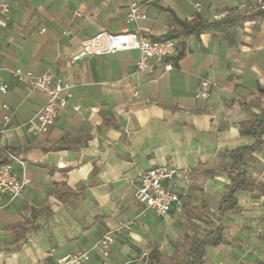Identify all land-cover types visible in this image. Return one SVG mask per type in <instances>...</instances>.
<instances>
[{
	"label": "crops",
	"instance_id": "0c3cea01",
	"mask_svg": "<svg viewBox=\"0 0 264 264\" xmlns=\"http://www.w3.org/2000/svg\"><path fill=\"white\" fill-rule=\"evenodd\" d=\"M6 1L11 13L0 30V76L7 87L0 93V163L7 151L17 153L24 166L14 170L30 184L14 200H0V264H57L84 251L85 264H146L152 248L158 264L182 262L190 240L220 223L226 242L207 247L201 264H264V195L238 191V210L221 221L217 210L230 183L220 172L228 163L221 153L254 143L240 130L264 108V19L196 37L183 36L180 23L215 21L224 10L231 20L254 13L240 8L243 0ZM131 4L144 18L128 23ZM102 32L181 43L167 61L171 70L163 62L152 72L137 71L136 50L71 61L83 41ZM14 69L72 85V97L47 132L33 135L21 126L46 96L27 91L11 76ZM201 79L212 83L207 99L195 96ZM262 142L247 171L264 186V135ZM160 166L175 167L168 186L187 193L165 216L133 198L139 174ZM120 222L129 229H118ZM108 233L113 243L104 256L100 240Z\"/></svg>",
	"mask_w": 264,
	"mask_h": 264
},
{
	"label": "built area",
	"instance_id": "2783aa9c",
	"mask_svg": "<svg viewBox=\"0 0 264 264\" xmlns=\"http://www.w3.org/2000/svg\"><path fill=\"white\" fill-rule=\"evenodd\" d=\"M244 4L240 8H247L252 13L264 11V0H243ZM199 8V4H195ZM10 5L6 0H0V30L5 29L10 21ZM229 15L224 10L215 16L220 20ZM140 16L137 13V6L131 4L126 15L128 23L134 21ZM68 35V33H65ZM178 42L176 39L153 40L149 37L123 32L112 34L107 32L99 33L81 44V51L72 58V62H77L82 57L112 55L118 51L136 50L139 57L135 63L136 70L139 72H152L153 69L161 63H166L165 70H171L172 64L167 62L176 55ZM11 76L17 81L25 84L27 91L39 90L46 96V101L29 119L22 123V127L26 132L39 135L48 131L55 123L58 111L65 108L68 100L72 97V85L66 83L59 77L52 78L46 74L34 75L31 72H24L21 69L10 71ZM212 83L207 79H201L197 87L195 96L199 99H207L209 97ZM6 84L0 76V93L6 92ZM138 92L134 91L133 96H137ZM7 112L2 117V122L7 123L10 120V108L2 105ZM74 111L80 110L79 104L73 105ZM0 132L1 129H0ZM7 161L0 163V200L6 196L10 201L19 197L25 188L30 184L29 180L19 177L14 170L15 165L23 167L24 162L19 158L17 153L12 151L6 152ZM177 176L175 167H154L147 171L141 172L137 178L134 187L133 198L145 209L153 211L159 216H165L173 207L182 205L187 193L185 191H173L168 184L174 182ZM129 223L120 222L118 229L128 230ZM113 243L111 234L104 235L100 240V251L104 256L107 255L105 248ZM89 260V252H77L68 254L59 260L57 264H85Z\"/></svg>",
	"mask_w": 264,
	"mask_h": 264
},
{
	"label": "trees",
	"instance_id": "16d2710c",
	"mask_svg": "<svg viewBox=\"0 0 264 264\" xmlns=\"http://www.w3.org/2000/svg\"><path fill=\"white\" fill-rule=\"evenodd\" d=\"M246 19H264V11L255 12L254 14L241 18L239 20H231L230 18H223L215 21H196L192 24L181 22L182 35H195L198 37L200 34L210 30H224L226 27L234 25ZM181 40H178V42ZM179 43V44H180ZM182 54L178 56L180 59ZM263 91V89H260ZM242 136H250L254 139V143L249 146H239L231 149H226L221 153L223 160L228 161L220 169L224 173L230 183L225 187L224 192L218 201L217 210L219 213V221L222 220L226 214L238 210V202L236 194L238 191H254L259 190L264 195V186L253 180L247 171L248 161L251 159L253 153L262 148V136L264 135V108L261 109L260 114L252 116L248 126L240 130ZM214 173V171H211ZM224 227L220 223L213 230H209L202 238H192L190 243L185 249V259L182 262H171L169 264H201L205 257V250L207 247H216L226 242L223 234ZM160 259L156 248H152L146 264H158Z\"/></svg>",
	"mask_w": 264,
	"mask_h": 264
}]
</instances>
